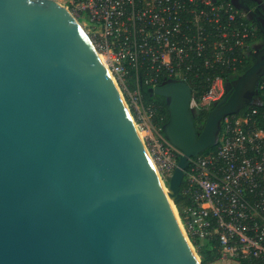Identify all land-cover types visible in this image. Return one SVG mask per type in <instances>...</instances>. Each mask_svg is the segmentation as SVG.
I'll use <instances>...</instances> for the list:
<instances>
[{
  "label": "water",
  "instance_id": "1",
  "mask_svg": "<svg viewBox=\"0 0 264 264\" xmlns=\"http://www.w3.org/2000/svg\"><path fill=\"white\" fill-rule=\"evenodd\" d=\"M253 56L199 133L186 82L153 88L182 152L164 187L71 13L56 0H0V264H199L170 198L221 119L250 103L264 47Z\"/></svg>",
  "mask_w": 264,
  "mask_h": 264
},
{
  "label": "built area",
  "instance_id": "2",
  "mask_svg": "<svg viewBox=\"0 0 264 264\" xmlns=\"http://www.w3.org/2000/svg\"><path fill=\"white\" fill-rule=\"evenodd\" d=\"M56 1L85 30L118 91L127 93L125 105L151 118L152 134L146 142L140 137L167 187L182 152L165 137L163 116L144 104L141 89L184 81L192 114L208 112L237 64L254 52V9L233 0ZM255 93L256 106L221 119L213 151L188 159L175 205L192 249L193 242H209L240 264H264V73Z\"/></svg>",
  "mask_w": 264,
  "mask_h": 264
},
{
  "label": "trees",
  "instance_id": "3",
  "mask_svg": "<svg viewBox=\"0 0 264 264\" xmlns=\"http://www.w3.org/2000/svg\"><path fill=\"white\" fill-rule=\"evenodd\" d=\"M244 4L248 8H253L258 5V2L256 0H244ZM258 9L261 12H264L262 7H258ZM247 21V20H246ZM255 36L257 40H263L264 39V32L260 30L259 27L255 30ZM254 61L253 53H249L241 63L237 64L235 74L233 75V79L236 78L238 75L242 74ZM197 83H200L198 80ZM191 87L193 85L191 84ZM204 92L203 89L200 90V94ZM141 94L144 100V104H153L154 110L158 116H163V122L165 123L168 118V110H167V104L166 99L163 96L157 95L153 92V90L148 89L147 86H143L141 89ZM256 94V93H255ZM256 106L255 102L248 103L244 106V109L250 108ZM260 108V107H259ZM264 108V107H263ZM239 112V111H238ZM207 115L206 110H200L197 114L193 115V121L196 126V130L199 133L202 128V123L204 122ZM157 118V117H156ZM215 149V145L210 146L208 149L203 151V153H208L210 151H213ZM180 201L176 202V205H179ZM200 255H202V261H211L214 258L219 256V251L216 247L212 248L211 243L206 242L203 246L200 247L199 251ZM241 264H253L252 262H246L243 261Z\"/></svg>",
  "mask_w": 264,
  "mask_h": 264
},
{
  "label": "rangeland",
  "instance_id": "4",
  "mask_svg": "<svg viewBox=\"0 0 264 264\" xmlns=\"http://www.w3.org/2000/svg\"><path fill=\"white\" fill-rule=\"evenodd\" d=\"M256 1L258 2V4L261 5V7L264 10V0H256ZM233 3L237 6H240L239 0H233ZM251 46H252V51H255L261 47V44H260L259 40H257V42L255 41L253 44H251ZM119 93H120L121 97L124 98V100H127V93H124V92H119ZM249 96L251 98L250 103L256 101L255 92L253 94H250ZM123 98H122V100H123ZM126 109L128 110L130 117H132V121H134L135 128H136L139 136H141L142 139L144 140V142H146V136L150 133L152 134V131L148 129L149 121H151V118L147 119L146 113H144L141 109H135L134 107L131 108L129 106H126ZM170 202L172 204V207L175 210L176 204L173 203V200H171V198H170ZM204 244H205V242L200 241V240L196 241V243L193 242L194 248L192 250L197 257V261L199 264H240L236 257H231L227 254L222 255V253H220L218 257L214 258L211 261H202V255H200L199 251H200V247L203 246Z\"/></svg>",
  "mask_w": 264,
  "mask_h": 264
},
{
  "label": "flooded vegetation",
  "instance_id": "5",
  "mask_svg": "<svg viewBox=\"0 0 264 264\" xmlns=\"http://www.w3.org/2000/svg\"><path fill=\"white\" fill-rule=\"evenodd\" d=\"M239 2H240V5H242L243 7H245L246 9H252V8H248L245 4H244V0H239ZM261 7V5L260 4H258L256 7H253V9H254V12H253V15H254V19H255V21H256V23H257V26L260 28V30L261 31H263L264 32V12H261L259 9H258V7ZM260 42V44H261V47L259 48V49H261V48H263L264 47V39L263 40H260L259 41ZM228 91H226V93H227ZM225 93V94H226ZM247 105V104H246Z\"/></svg>",
  "mask_w": 264,
  "mask_h": 264
},
{
  "label": "bare ground",
  "instance_id": "6",
  "mask_svg": "<svg viewBox=\"0 0 264 264\" xmlns=\"http://www.w3.org/2000/svg\"><path fill=\"white\" fill-rule=\"evenodd\" d=\"M134 126H135V125H134ZM165 191H166V193H167L168 190L166 189ZM171 200H172V199H171Z\"/></svg>",
  "mask_w": 264,
  "mask_h": 264
}]
</instances>
